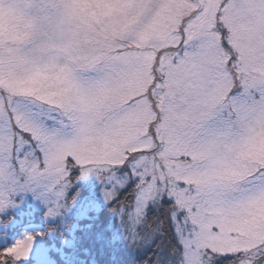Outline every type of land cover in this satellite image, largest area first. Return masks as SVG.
Instances as JSON below:
<instances>
[{
  "label": "snow or ice",
  "instance_id": "snow-or-ice-1",
  "mask_svg": "<svg viewBox=\"0 0 264 264\" xmlns=\"http://www.w3.org/2000/svg\"><path fill=\"white\" fill-rule=\"evenodd\" d=\"M0 264H264V0H0Z\"/></svg>",
  "mask_w": 264,
  "mask_h": 264
}]
</instances>
